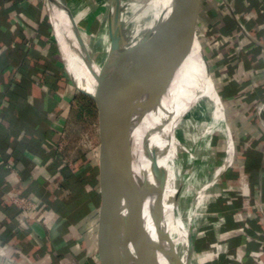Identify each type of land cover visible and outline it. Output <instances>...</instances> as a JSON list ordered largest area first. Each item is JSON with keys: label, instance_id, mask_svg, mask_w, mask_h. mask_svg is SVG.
<instances>
[{"label": "crops", "instance_id": "crops-1", "mask_svg": "<svg viewBox=\"0 0 264 264\" xmlns=\"http://www.w3.org/2000/svg\"><path fill=\"white\" fill-rule=\"evenodd\" d=\"M49 2L0 0V264H104L100 176L75 190L97 167L72 158L65 131L80 100L71 75H81L67 67ZM228 2L234 16L225 0H187L226 121L210 143L212 159L223 155L216 168L233 151L197 209L192 264H264V0Z\"/></svg>", "mask_w": 264, "mask_h": 264}, {"label": "water", "instance_id": "water-1", "mask_svg": "<svg viewBox=\"0 0 264 264\" xmlns=\"http://www.w3.org/2000/svg\"><path fill=\"white\" fill-rule=\"evenodd\" d=\"M135 1L111 0L113 39L98 60H88L81 46L84 65L79 75L91 61L95 63V91L80 88L71 75L77 90L98 107L102 189L99 240L104 264H182L169 235L154 218V153L181 109L182 90L190 89L191 81L198 80L201 66L210 74L215 109H223L222 99L205 58L195 10L188 7L187 0H165L150 42L134 22ZM225 2L234 16L230 3ZM64 12L79 36L65 4ZM241 31H246L243 25ZM114 61L121 77L110 71ZM140 86L144 91L141 99L131 102Z\"/></svg>", "mask_w": 264, "mask_h": 264}, {"label": "bare ground", "instance_id": "bare-ground-1", "mask_svg": "<svg viewBox=\"0 0 264 264\" xmlns=\"http://www.w3.org/2000/svg\"><path fill=\"white\" fill-rule=\"evenodd\" d=\"M147 1L150 4V7L156 12L155 14L158 15V19H160L162 10L164 8L165 0ZM135 2L137 4L139 0ZM55 5L56 0L49 2V13L54 27V34L62 47V52L65 57L67 67L77 74L81 70L80 67L77 65L75 59H73L70 55L69 49L65 44L66 34L64 30L62 31V26L60 24L63 17L62 15H56ZM61 11L64 13V15H66L63 9H61ZM108 12H111V0L109 2ZM68 26H70V29H73L70 22L68 23ZM156 26L154 27V30ZM136 27L138 29L137 23ZM114 29V22L110 13L104 23L103 32L98 39V41L100 42L99 45L101 44V48H94L91 55V57H93L94 62L99 59L101 53L109 46V44L107 45L106 36L112 34V32H114ZM97 46L98 45H96V48ZM94 65L95 63H92L91 61L87 69L89 77L94 78V82L89 79H86L84 75L81 76V78L77 77V84L79 85V87L91 93L95 91L97 84ZM110 71L113 75L117 77H121L122 75L117 61H114L112 63ZM199 72L200 74L197 81L192 82L189 78V81H191L192 83L190 84V89L182 90V96L179 99L181 109H179V112L177 113L175 122L172 127L169 128L160 138L158 146L154 153L157 171L159 168H167L168 170L167 178L165 181V183L167 184L166 200L164 201V203L158 206L153 205V201L155 199L157 189L160 186L159 174L157 171L154 174L153 192L151 196V204L153 206L152 209L154 213V218L156 220L157 226L167 232V234L169 235L171 243L173 244V247L177 251L178 255L180 256L182 264H192L191 261H193L194 257L191 259L192 244L189 239L188 232H186L185 230H180L184 218L181 216L177 204V196L175 194L177 193V183H182L183 181V184L185 185L188 194H193L194 183L192 182L193 177L190 178L188 176H183L184 179H182V170L177 162L178 155H180L183 150L188 151L191 161L190 164L195 163L197 160L203 162L207 161V154H203L202 150L204 149L206 144L211 142V138L214 132L219 128L220 132L227 133V127L225 123L226 121L221 116L222 110L215 109V98L210 81V74L207 68H205L204 66L200 67ZM192 88L195 89V92L192 90ZM143 92V86H140L137 93L132 97L131 102L140 100ZM180 132L185 135V138L181 137ZM231 153H233V151L232 144L230 143L226 159L230 158ZM226 159L224 160V162L226 161ZM230 161H227L225 163L228 164ZM216 173H220L217 168ZM201 185V192L197 197L194 198L195 202H198L199 205L205 202V200L210 195V189L212 188L211 186L213 185V180L205 176L204 181ZM196 214L197 211H195V213H190L187 217V220L194 221ZM174 241H177L179 245V250L176 249Z\"/></svg>", "mask_w": 264, "mask_h": 264}, {"label": "rangeland", "instance_id": "rangeland-1", "mask_svg": "<svg viewBox=\"0 0 264 264\" xmlns=\"http://www.w3.org/2000/svg\"><path fill=\"white\" fill-rule=\"evenodd\" d=\"M59 1L60 0H56L55 8L56 15H62L63 17L60 24L62 26V31L64 30L66 34L65 44L69 49L70 55L73 59H75L77 65L80 67V70H82L84 65V60L82 57V48L85 50L88 60L89 57H91L94 48H101V44L99 45L100 42L98 41V39L103 32L104 23L109 14L108 9L110 0H63L64 4L67 6V9L71 11L73 21L79 32V36L76 35L74 29H70V26H65V15L60 9ZM155 13L156 12L150 7V4L147 0H139L137 4L135 2L132 6V15L135 24L137 23L138 25V31L144 38H146L148 42L153 39V30L159 20L158 15H156ZM202 31L204 32L205 36H207L205 30L202 29ZM70 36H73L74 39H72L74 42V44L71 43L72 45L70 44ZM78 37H80L81 43H79ZM112 39V34L106 36L107 45L111 43ZM96 45H98L97 48ZM203 49L205 52V46H203ZM205 58L208 61L206 54ZM87 69L88 68H86L82 72L81 76L84 75L86 79H89L94 82V78L89 77ZM78 98L80 100L74 107L71 119L68 121V124L65 129L66 139L68 141V151L73 159L77 156L78 152L85 154L87 156V160H89V163H87V165L97 167L96 172L100 176L101 168L98 152H101V147L99 137L98 107L93 99H91L89 96L82 92L78 93ZM218 131H220L219 128L214 132L213 136L217 135ZM180 135L181 137L185 138V135H183L182 132H180ZM212 138L211 141L213 140ZM210 143L211 142L206 144L207 147L205 145L204 149L202 150L203 154H207V161L203 162L197 160L195 163L190 164L191 161L189 157V152L184 150L180 153V155H178L177 158L178 165L182 170V179H184L183 176H188L190 178L193 177L192 182L194 183L193 194H188V191L185 185L183 184L184 181L182 183H177V193L175 194L177 196L176 199L178 208L180 210L181 216L184 218L180 230H185L186 232H188L189 239L192 244L191 259L197 253V244L195 243V240H193L192 225L194 221H188L187 217L190 213H195V211H197L196 209L200 206L198 202H195L194 198L197 197L201 192V184L203 183L205 176L213 180V185L211 186L212 188L210 189V194H214V187L216 183L215 172L216 167L218 166L217 162L219 161L221 163L223 159V155L220 156L219 154L220 152H218L219 155L215 154L214 159H212L214 152L211 151L212 148ZM232 159L233 153L230 154V158L226 159L225 162L230 161ZM225 162L223 161V165L217 168L220 173L227 166ZM157 172L159 174L160 186L157 189L156 196L153 201V205L156 206L161 205L166 200L167 184L165 183V181L167 178L168 170L167 168H159ZM174 244L176 249L179 250V245L177 241H174Z\"/></svg>", "mask_w": 264, "mask_h": 264}, {"label": "trees", "instance_id": "trees-1", "mask_svg": "<svg viewBox=\"0 0 264 264\" xmlns=\"http://www.w3.org/2000/svg\"><path fill=\"white\" fill-rule=\"evenodd\" d=\"M56 78H57V80H55L54 82H51L50 83V88H53V89H55V87H56V85L58 84V82H59V80H60V77H59V75L58 76H56ZM49 83V82H48ZM90 170V169H89ZM91 172L92 173H90L89 175H87L86 177L87 178H81L80 179V183L79 184H77V185H80V186H76L77 187V189H75L76 191H80V188H82L83 187V185H85V184H88V183H90V184H93V181H95V173L94 172H96V169H91ZM94 173V174H93ZM85 176V175H84ZM84 176H81V177H84Z\"/></svg>", "mask_w": 264, "mask_h": 264}, {"label": "built area", "instance_id": "built-area-1", "mask_svg": "<svg viewBox=\"0 0 264 264\" xmlns=\"http://www.w3.org/2000/svg\"><path fill=\"white\" fill-rule=\"evenodd\" d=\"M244 28H245V26H244ZM201 29V28H200ZM205 36V34H204V32L202 31V29H201V31H200V37L202 38V37H204ZM220 36L222 37V39L224 40V41H228L230 38H231V36H228V35H223V34H220ZM263 191H262V189H261V193H262ZM14 201H15V203H17L19 206H23L24 208H25V206L26 205H21V203H20V201L17 199V198H14ZM260 203L262 204V196L260 197Z\"/></svg>", "mask_w": 264, "mask_h": 264}]
</instances>
